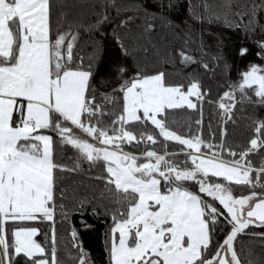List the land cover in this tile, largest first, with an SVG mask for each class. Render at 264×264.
I'll return each instance as SVG.
<instances>
[{
    "label": "snow or ice",
    "instance_id": "snow-or-ice-1",
    "mask_svg": "<svg viewBox=\"0 0 264 264\" xmlns=\"http://www.w3.org/2000/svg\"><path fill=\"white\" fill-rule=\"evenodd\" d=\"M181 6V0H93L87 16H70L61 6L54 20L53 0H0V264H95L74 226L63 242L57 230V216L70 224L86 205L111 220L107 264H264V255L242 256L237 247L243 234L264 249V231H249L264 229V191L254 190L264 189V160L254 168L248 159L264 147V117L252 121V138L239 151L227 144L226 126L217 140L211 120L208 138L202 127L181 134L167 122L169 110L186 106L200 112L201 126L208 103L226 125L238 102L264 105V64L250 62L238 80L226 79L231 65L222 32L196 28L207 22L242 30L264 59V0H201L199 11L189 3L191 19H174ZM158 22L181 37L182 46L166 55L157 51L150 62ZM249 51L243 44L238 49L242 58ZM177 54L184 66H196L186 83L157 70ZM217 69L226 90L212 99L203 77L215 79ZM141 142L145 148L138 151L125 147ZM169 142H178L175 151ZM57 145L75 149L71 166L63 151L57 159ZM85 161L99 169V197L69 196L62 186V174ZM233 184L253 190L237 195ZM42 222H50L44 242L34 238ZM26 223L36 226H19Z\"/></svg>",
    "mask_w": 264,
    "mask_h": 264
},
{
    "label": "trees",
    "instance_id": "trees-1",
    "mask_svg": "<svg viewBox=\"0 0 264 264\" xmlns=\"http://www.w3.org/2000/svg\"><path fill=\"white\" fill-rule=\"evenodd\" d=\"M55 5L54 20H57L61 6H66L70 16L83 14L87 16L90 12V4L93 0H53ZM210 3H216L218 0H209ZM182 6L178 12L173 13L174 19H191V16L188 12V5L191 3L194 7L200 5L201 0H181ZM200 9L197 7V11ZM114 11V10H113ZM261 20L264 22V14H261ZM66 26V25H65ZM201 27L211 28L213 32H222L224 39V55L227 57L229 64L231 65L230 74L226 79L238 80L239 73L245 70L250 62H256L264 64V59H260L256 56L257 46L253 44L252 38H244L242 30H233L232 28L225 27L221 24H208L205 22L204 25L196 22V28L200 29ZM205 40L212 44L214 43L215 37L209 35L207 32L204 33ZM260 37V30H257L256 39ZM87 40L86 35L81 37V47H83L84 42ZM129 43H132V39L129 40ZM141 44H149L147 40H141ZM155 45V48L152 45ZM247 46L250 51L246 57H241L238 53L239 47ZM182 46L181 37L174 34V31L167 27H162L159 22L157 24V29L152 33L151 43L149 44L148 59L149 61H154L157 59V51L160 55H166L169 50H176ZM195 47V45H191ZM88 49H84L85 54ZM140 56H144L143 51L139 53ZM198 55V53H197ZM115 56V47L113 43L109 40L107 43L106 58L111 60ZM210 59V57H209ZM106 66L107 65L106 63ZM150 66L151 63H150ZM195 65L184 66L179 58V55H176L175 62H168L161 60L157 70L162 68L169 73V79L172 82L184 81L186 83L185 77L187 73H190L195 68ZM217 71V77L215 79L210 78L206 75L203 77V83L205 88L211 87L212 89V99L218 97V94L222 93L226 88L223 86L225 78L219 75V69ZM219 81V84H218ZM111 87V86H108ZM107 90V89H102ZM250 95H253V98L256 99L254 93L249 92ZM237 100L239 101V94L237 95ZM264 117V105H256L252 103H237L234 108V118L233 121L226 122V125H221L218 123L219 117L216 116V106L205 103L204 112H203V124L201 126L196 125V121L201 119V114L198 110L187 109L186 106L183 108H178L175 110H169L167 113V122L172 127L173 130H177L181 134L187 131L197 132L199 127H202L203 134L205 138L210 136V130L208 128L209 120L212 123V129L216 131L217 140L220 138V129L222 126L227 127V144H231L236 147L237 151L241 149V146L247 145L252 135L254 133V128L252 127V121ZM150 125V122H149ZM190 126V128H189ZM155 126H149L148 131H152ZM138 131H145L144 128H139ZM158 133V129H155ZM162 139V137L160 138ZM135 143V142H134ZM178 142H169L168 150L175 151V146ZM148 146H151L149 143ZM127 150L133 151L141 149L144 147L142 142L138 148H133L132 146L125 145ZM64 152L63 161L69 163L71 166L70 157H72V151L68 145L62 150L59 145L56 148L57 159H61V153ZM182 157V156H181ZM248 159L253 162L254 168L260 166L261 160H264V147L261 149L255 150L253 153H250ZM98 168H89L88 162H84L80 169L75 172H65L62 174L63 183L62 186L68 189L67 194L71 196L73 192L77 195H82L85 192L89 194H94L99 197V193L102 189V186L97 185V182L94 179V176L98 173ZM234 194H247L249 190H253L251 185H235L233 184ZM257 192L264 191L259 185L254 189ZM97 199L96 203H99ZM57 220V230L58 236L63 242L64 240H69L71 227H75L78 232V237L82 242L83 246L90 251L92 259L95 260V264H107L106 253L104 251V241H105V232L108 230L111 220L110 218L105 217L104 215H93L92 209L90 206H85L81 211L74 213L70 217V224L65 222L61 223L59 216ZM19 226H36L35 224H23ZM39 227L41 232H38L35 239L40 242L45 241V232L50 234V222H42ZM249 231H264V229L259 228H249ZM220 239H223L221 236ZM238 249H242L241 255L247 256L249 252L253 258L259 260L262 255H264V249L260 247L259 240H253L252 237L247 235L238 234L237 241ZM61 253L60 255L64 257L63 252V243L61 244ZM67 264H74L72 261H68Z\"/></svg>",
    "mask_w": 264,
    "mask_h": 264
},
{
    "label": "rangeland",
    "instance_id": "rangeland-1",
    "mask_svg": "<svg viewBox=\"0 0 264 264\" xmlns=\"http://www.w3.org/2000/svg\"><path fill=\"white\" fill-rule=\"evenodd\" d=\"M142 144L144 145L143 142H142ZM68 146H69V148H70L71 151H72V155H74V153H75V149H73L71 145H68ZM142 148H145V145H144V147H142ZM142 148H141V149H142ZM136 150H137V149H136ZM136 150H133V151H136ZM138 150H139V149H138ZM180 159L182 160L183 157H180ZM252 175H253V178H255V173H254V172L252 173Z\"/></svg>",
    "mask_w": 264,
    "mask_h": 264
}]
</instances>
